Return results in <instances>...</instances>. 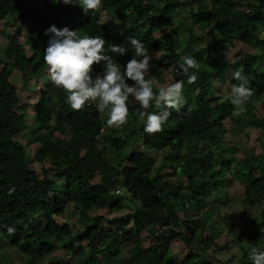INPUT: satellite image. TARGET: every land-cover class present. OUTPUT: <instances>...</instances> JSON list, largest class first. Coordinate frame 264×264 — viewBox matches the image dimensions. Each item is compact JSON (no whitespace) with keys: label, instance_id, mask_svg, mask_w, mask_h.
<instances>
[{"label":"trees","instance_id":"1","mask_svg":"<svg viewBox=\"0 0 264 264\" xmlns=\"http://www.w3.org/2000/svg\"><path fill=\"white\" fill-rule=\"evenodd\" d=\"M101 12L109 14L102 25ZM51 24L114 44L142 39L159 56L146 76L154 92L166 86L155 82L187 79L178 69L185 54L197 58L198 79L185 85V103L162 131L144 133L132 97L128 123L111 128L95 102L73 110L46 79ZM0 37V225L16 229L9 236L0 227V238L23 264H251V247L264 249V215L258 222L250 208L264 205V0H104L88 15L52 0H0ZM112 55L123 65L132 53ZM235 70L253 89L238 117L227 99ZM242 123L260 128L257 149L224 141ZM170 167L178 173L166 175ZM234 181L245 207L237 217L220 209L237 202L227 194ZM67 209L73 221L61 217ZM244 214L247 241L234 228Z\"/></svg>","mask_w":264,"mask_h":264},{"label":"clouds","instance_id":"2","mask_svg":"<svg viewBox=\"0 0 264 264\" xmlns=\"http://www.w3.org/2000/svg\"><path fill=\"white\" fill-rule=\"evenodd\" d=\"M53 3L78 5L84 15L102 9L104 0H52ZM100 25L109 20L107 12L100 13ZM48 36L42 59L47 65L46 79L66 93L65 103L73 110H81L87 104L95 102L96 109L107 116L105 123L111 128H121L128 123L129 97L138 103L134 115L138 117L146 134L162 131L172 111L180 112L185 103L186 84H193L198 79L199 63L194 55H182L178 69L187 77L161 86L153 91V80L146 79L152 67L154 57L145 42L138 37H129L127 44L108 43L103 35H78L67 25L55 24L44 29ZM132 53L124 64L114 59L112 54L122 57ZM94 65H103L100 72ZM190 69L197 71L190 72ZM233 84L227 99L234 106L232 115L239 116L246 109L244 105L253 96L248 78L242 70L232 72ZM154 103L156 111H148ZM10 236L16 229L3 226ZM251 264H264V249L251 247Z\"/></svg>","mask_w":264,"mask_h":264},{"label":"rangeland","instance_id":"3","mask_svg":"<svg viewBox=\"0 0 264 264\" xmlns=\"http://www.w3.org/2000/svg\"><path fill=\"white\" fill-rule=\"evenodd\" d=\"M241 9L246 10V6H242ZM172 18H174L176 20H178V19L184 20V15H183V13H176L173 15ZM122 22H119L118 24H123ZM195 29L198 30L197 28H195ZM180 30H182V31L180 32ZM180 30H178L180 32V35H181L180 37L182 40H184V38L187 36L186 31H185L186 29L180 28ZM210 38H211V35L208 36V39H210ZM0 43L4 44L5 38L0 37ZM225 46L227 47V43L225 44ZM228 50L229 51L227 53L231 54V52H233L235 49L232 47L231 48L229 47ZM229 54H227V55H229ZM155 83L158 86L167 85V80H162V82H159V83L155 82ZM230 85L232 86L231 83H230ZM257 108L259 109V111L264 116V96H262L259 99L258 104H257ZM31 110H33V108H31ZM227 124H229V121L226 122V125ZM245 126L246 125L243 123L239 126H233V124H231V126L228 128V132H225L223 134L224 141L230 142L231 140H233V142H235L237 145H239L241 147V149L245 148V146L248 147V149H249L250 148L249 144H251V146H252L251 149H253V150L257 149L259 139L262 136L260 128H248ZM21 137L23 139V145L25 146L28 153H30L31 148L28 146V141H29L30 137L26 133H23L21 135ZM126 147H128V146H126ZM229 155H231V154H229ZM236 156H238V155L236 154ZM34 166L38 169L37 164H34ZM166 172H167L166 175H170L173 173H178V170L170 167ZM229 190L227 191L228 197H230L231 199L233 198L234 200H237V202H233V201L227 202V203L221 205L220 209H221L222 213L228 212L229 214H231V216L237 217L238 214L240 213L241 209L242 208L245 209V207H243L244 205L240 204L238 201V199H240L242 191H243V185L238 184L236 181H234L232 183V185L230 186ZM119 192L120 193L122 192V194H125V191L123 189H120ZM250 208H251L252 215H254V218L259 222L260 216L262 214L264 215V205H263V207H260V208L258 207V205L250 206ZM112 212L113 211L107 212L106 210H99L98 211V213L108 214V216H112L114 213V212L113 213ZM121 212L122 211H117V212L115 211V213H117V214H120ZM70 214H71V210L67 209V210H65L63 215H61V217L63 219H66V221H73L74 219L72 217H70ZM242 217L243 218H241V217L237 218L239 222L234 226V228H235L236 232L237 231L244 232V240L247 241L252 234V228H251L252 226L249 223V220H248L249 218L247 217V214H244ZM262 229H264V226ZM59 250H60V247H58L55 252H58ZM232 250H233V247L230 248V251H232ZM230 254H231V252L226 253L225 255H226V257H229ZM0 264H23L22 254L17 249L11 247L5 240H3L1 238H0ZM112 264H114V263H112ZM116 264H120V263H116Z\"/></svg>","mask_w":264,"mask_h":264}]
</instances>
